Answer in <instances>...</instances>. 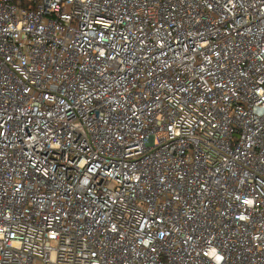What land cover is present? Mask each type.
Returning <instances> with one entry per match:
<instances>
[{
	"label": "built area",
	"instance_id": "1",
	"mask_svg": "<svg viewBox=\"0 0 264 264\" xmlns=\"http://www.w3.org/2000/svg\"><path fill=\"white\" fill-rule=\"evenodd\" d=\"M0 264H264V0H0Z\"/></svg>",
	"mask_w": 264,
	"mask_h": 264
}]
</instances>
